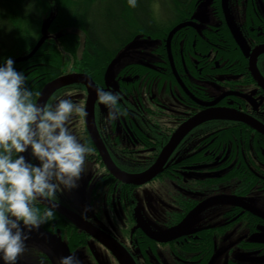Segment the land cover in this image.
Masks as SVG:
<instances>
[{
	"label": "flooded vegetation",
	"instance_id": "1",
	"mask_svg": "<svg viewBox=\"0 0 264 264\" xmlns=\"http://www.w3.org/2000/svg\"><path fill=\"white\" fill-rule=\"evenodd\" d=\"M145 1L147 22L131 15L121 39L97 34L90 47L87 28L68 26L75 32L63 41L75 40L81 57L67 49L59 63L35 66L42 77L32 87L43 82L35 102L58 77L93 82L95 89L61 87L45 103L69 95L83 107L75 116L92 166L54 204L83 228L53 211L39 229L25 230L22 264H58L69 254L79 264H264V0H226L225 11L223 0ZM54 36L51 43H60ZM98 86L121 95V115L111 123ZM202 114L210 118L175 140ZM153 168L159 173L147 182L122 179ZM111 215L116 225L106 222Z\"/></svg>",
	"mask_w": 264,
	"mask_h": 264
},
{
	"label": "clouds",
	"instance_id": "2",
	"mask_svg": "<svg viewBox=\"0 0 264 264\" xmlns=\"http://www.w3.org/2000/svg\"><path fill=\"white\" fill-rule=\"evenodd\" d=\"M130 7L136 0H127ZM23 71L12 58L0 59V261L16 264L26 250L27 231L37 230L53 216L52 207L39 211L35 203L55 204L57 192L76 189L92 149L69 129L67 121L83 116L70 97L39 105ZM97 103L107 109L108 123L119 119V92L96 88ZM28 152L26 160L23 153ZM27 230V231H25ZM58 264H79L72 255Z\"/></svg>",
	"mask_w": 264,
	"mask_h": 264
},
{
	"label": "trees",
	"instance_id": "3",
	"mask_svg": "<svg viewBox=\"0 0 264 264\" xmlns=\"http://www.w3.org/2000/svg\"><path fill=\"white\" fill-rule=\"evenodd\" d=\"M68 1L71 0H0V59L10 57L14 64L23 67L27 85L31 90L33 88V93L38 92L43 83L32 87L42 77L35 76V66L39 64L41 69L50 67L53 62L59 63L61 52L77 48L75 40L63 41L75 32L65 31L66 27L87 28L89 45L92 47L99 40L97 34L102 36L109 33L108 39H121L123 29L126 31L130 25L131 15L142 24L147 22L145 0H136L134 8L128 5L127 0ZM61 33L63 37H60ZM52 35L58 37H55L57 41L62 39L59 41L62 45L51 43L54 40H51ZM42 37L45 40L31 57L15 62L13 58L28 56ZM45 68L44 75L48 73Z\"/></svg>",
	"mask_w": 264,
	"mask_h": 264
},
{
	"label": "water",
	"instance_id": "4",
	"mask_svg": "<svg viewBox=\"0 0 264 264\" xmlns=\"http://www.w3.org/2000/svg\"><path fill=\"white\" fill-rule=\"evenodd\" d=\"M225 3L226 0H223V9L224 11L226 10L225 8ZM176 29H174L173 31H171V33L169 34L168 39L170 38V36L173 34V32ZM233 35L235 36V33L233 31ZM237 42H239V40L237 39V37L235 36ZM45 40V37H42L39 42L35 45V47L32 49V51L30 52V54L28 56H26L25 58H20V59H16L15 62H19V61H23L24 59H27L29 57H31L35 51L39 48V46L43 43V41ZM240 44V42H239ZM122 59V56H118L117 58H115L108 66L107 70H106V78L109 76V74H111L112 69L114 68V66L118 63H120ZM74 83H82L83 85L87 86V88L89 89H95V86L93 84V82L85 75H80V74H70V75H64L61 77H58L56 79L51 80L50 82L46 83L43 88L41 89L39 96L36 100V103H38L39 105H45L47 99L51 96V94H53L57 89L70 85V84H74ZM207 118H210V116L208 114H202L200 116L195 117L191 122H189V124L186 126V128H183L180 130V133H177L176 138H179L187 129H189L192 125L199 123ZM23 155L25 156V159L28 160L30 159V154L28 152L23 153ZM159 173V171L155 170L153 168V171H147L143 174L140 175H135V176H125L122 177L123 181L126 183H137L140 184L139 182H147L149 180H151L153 177H155L157 174ZM41 204L46 205L47 207H52L54 209V211L59 212L60 214H62L63 216H65L73 225H75L77 228H83L82 224L80 223V218L73 212H71L70 210H66V209H60L59 206H56L50 202H47L45 199H41L38 200ZM194 214L191 213L190 217L193 216ZM187 222V220H185L184 222H182L175 230L177 231L178 229H181L183 227V224L185 225V223ZM145 229V227L143 226V230ZM147 234L155 239H159L155 236L157 235H161V234H153L150 230H146ZM171 232H173V230H171ZM121 263L123 264V262L121 261ZM0 264H2V261H0ZM16 264H22L20 261L16 260Z\"/></svg>",
	"mask_w": 264,
	"mask_h": 264
},
{
	"label": "rangeland",
	"instance_id": "5",
	"mask_svg": "<svg viewBox=\"0 0 264 264\" xmlns=\"http://www.w3.org/2000/svg\"><path fill=\"white\" fill-rule=\"evenodd\" d=\"M75 1H78V0H71L70 2H75ZM69 2V1H68ZM69 2V3H70ZM53 36L54 35H52L51 37L53 38ZM54 37H56V36H54ZM62 53V55L60 56L61 57V59L63 58V57H66V52H61ZM81 55H82V50L81 49H79L78 51H76V53L74 54V57L72 58V59H75V58H77V59H79L80 57H81ZM71 59V60H72ZM32 91H33V88H32ZM66 97H69V95H67V96H64V97H61V98H66ZM56 102V100L53 102V104ZM67 125H68V127H69V129L73 132V134L74 135H76L77 136V138L80 140V138H81V135H80V133H79V130H78V123H77V121H76V116H75V114L69 119V121H67ZM81 141V140H80ZM91 163L87 166L86 164H85V167H84V172H83V174H85V170L86 169H89V168H91ZM74 191H76V189H74V190H72V191H70V192H74ZM141 191H143V192H145V193H148V191H149V188H143ZM61 192H63V191H61ZM137 200H138V207H142V202H143V194H141V193H137ZM117 221H118V219H117V215H111L110 217H108V219H106V222H108V223H110L111 224V226H113V225H116V223H117ZM115 227H118V226H115ZM114 227V228H115ZM32 247H35V245H32ZM51 254V253H50Z\"/></svg>",
	"mask_w": 264,
	"mask_h": 264
}]
</instances>
